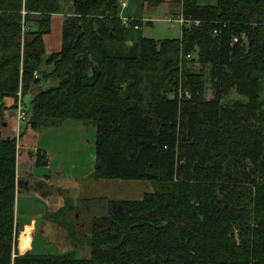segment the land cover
<instances>
[{"label": "trees", "instance_id": "1", "mask_svg": "<svg viewBox=\"0 0 264 264\" xmlns=\"http://www.w3.org/2000/svg\"><path fill=\"white\" fill-rule=\"evenodd\" d=\"M64 1L0 0V118L5 96L56 80L32 95L31 126L96 124L92 177L153 190L95 199L105 203L88 256L14 255L18 143L0 137V264H264V0H171L187 19L181 36L132 46L142 19L125 22L121 0H72L61 49L48 53ZM188 54L211 67L213 98ZM232 89L247 101L223 105Z\"/></svg>", "mask_w": 264, "mask_h": 264}, {"label": "crops", "instance_id": "2", "mask_svg": "<svg viewBox=\"0 0 264 264\" xmlns=\"http://www.w3.org/2000/svg\"><path fill=\"white\" fill-rule=\"evenodd\" d=\"M123 1L126 2L121 9L123 18L141 19L142 14L149 12L150 7L143 0ZM164 4V14L171 17L181 15L180 4L170 0ZM72 11L73 1L65 0L63 13L53 15L52 32L45 36L48 53L61 49L64 17ZM20 96L21 93L18 100L14 96L4 97L5 110L0 119V137L16 138L18 142L15 212L19 234L14 255L27 251L36 254L76 252V240H70L66 233V212L80 201L87 200L86 207L89 208L90 202L95 199L114 198L111 196L112 188L119 180L113 182L92 177L97 160L96 124L67 119L34 129L28 122L25 100ZM38 153L45 157V164L38 163ZM74 221L81 230L80 234L86 236L80 207L74 214ZM38 236L43 238L41 250L36 246ZM23 237L31 238L25 250L21 249Z\"/></svg>", "mask_w": 264, "mask_h": 264}, {"label": "rangeland", "instance_id": "3", "mask_svg": "<svg viewBox=\"0 0 264 264\" xmlns=\"http://www.w3.org/2000/svg\"><path fill=\"white\" fill-rule=\"evenodd\" d=\"M171 1V0H170ZM124 1L121 0V5ZM167 0L164 2L166 3ZM172 2V1H171ZM126 3V2H125ZM162 3L161 5L157 7H150L149 12L142 14V25L141 28L132 30L130 40L128 42V46H132L136 40H138L139 36H144L148 38L153 39H165V38H179L182 33V24L177 23L176 25H172V22L169 20L170 14H164L165 11V4ZM147 5V4H146ZM124 6H122L123 8ZM152 18V20H148V18ZM190 61H188V66L195 69V71H198L200 73H203V76L205 77L207 90H206V98L211 99L214 96V88L212 85L211 75H210V66L202 67L200 62L198 61V56L196 54H192V57L189 58ZM49 68V67H48ZM40 82V83H39ZM54 82L57 83L56 80L50 79H40L38 81V85L31 90V94L25 97L26 101V108L29 109L30 104V96L34 95L35 92L40 91L42 89H46L50 87ZM22 97V95L20 96ZM234 100H243L247 101V98L241 94H239L235 89H232L229 95H226L222 99V104L227 105L230 102ZM22 110L25 111L24 106H22ZM4 113V112H3ZM3 116V114H2ZM1 116V118H2ZM0 118V119H1ZM18 143V142H17ZM118 180H114L113 182H116ZM123 181V182H121ZM119 180V183L113 186V193L111 196H113L115 199H137L142 198L144 193L147 191H152L153 188L151 184L147 181H140V180ZM122 191H124L122 193ZM93 195V194H92ZM88 196V195H87ZM109 196V197H111ZM122 197V198H121ZM105 200V199H104ZM80 201L77 206H74L69 211L66 212L68 220L65 221V224L67 226L66 233H68V237L70 240H76L75 253H77V256L85 257L90 255V247H89V240L91 238V219L94 215H97L102 212V209H104L103 205L105 201L99 202L97 200L91 201L89 208L86 207V204L88 203ZM81 208V212L83 215V223L86 226V236H82L81 230L78 229L75 226L74 221V214L77 210V208ZM66 217V218H67ZM82 217V216H81ZM237 240L240 242L239 232L236 231ZM18 239V238H17ZM43 238L38 236L37 238V248L41 250L42 247ZM78 250V251H77ZM41 252V251H40ZM80 252V253H79ZM36 254V253H34ZM39 254H49V252H41ZM14 256V255H13Z\"/></svg>", "mask_w": 264, "mask_h": 264}, {"label": "built area", "instance_id": "4", "mask_svg": "<svg viewBox=\"0 0 264 264\" xmlns=\"http://www.w3.org/2000/svg\"><path fill=\"white\" fill-rule=\"evenodd\" d=\"M126 5V3L125 2H123L122 3V6H125ZM169 20L172 22V25L174 26V25H176L177 23H180V24H182V25H184L185 23H187V19L186 18H184L182 15H180L179 17H169ZM124 21L126 22L127 21V18H124ZM192 57V55H187V58H191ZM35 76H38V73L37 72H35ZM188 94V93H187Z\"/></svg>", "mask_w": 264, "mask_h": 264}, {"label": "bare ground", "instance_id": "5", "mask_svg": "<svg viewBox=\"0 0 264 264\" xmlns=\"http://www.w3.org/2000/svg\"><path fill=\"white\" fill-rule=\"evenodd\" d=\"M91 231V230H90ZM30 237L21 238V249L25 250L30 244Z\"/></svg>", "mask_w": 264, "mask_h": 264}, {"label": "water", "instance_id": "6", "mask_svg": "<svg viewBox=\"0 0 264 264\" xmlns=\"http://www.w3.org/2000/svg\"><path fill=\"white\" fill-rule=\"evenodd\" d=\"M40 80V78L36 79V82H38Z\"/></svg>", "mask_w": 264, "mask_h": 264}]
</instances>
